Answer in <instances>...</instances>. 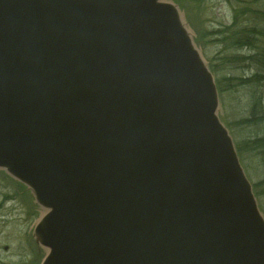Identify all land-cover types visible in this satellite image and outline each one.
Instances as JSON below:
<instances>
[{"label":"water","instance_id":"water-1","mask_svg":"<svg viewBox=\"0 0 264 264\" xmlns=\"http://www.w3.org/2000/svg\"><path fill=\"white\" fill-rule=\"evenodd\" d=\"M214 78L165 0H0V170L42 264H264Z\"/></svg>","mask_w":264,"mask_h":264},{"label":"rangeland","instance_id":"rangeland-1","mask_svg":"<svg viewBox=\"0 0 264 264\" xmlns=\"http://www.w3.org/2000/svg\"><path fill=\"white\" fill-rule=\"evenodd\" d=\"M179 3L184 21L193 33L206 62L211 67L221 93L220 117L228 126L235 142L264 134V119L258 126L239 127L251 116L252 95L264 94L261 85H240L258 72L247 63L229 62L227 57H242L264 53V35H255L256 49L237 50L223 42L219 32L230 27L235 17L240 27H264V0H169ZM262 13V17L258 14ZM239 15V16H238ZM264 74V72H260ZM223 84V85H222ZM234 86L231 90L229 88ZM227 91H225V90ZM258 96V94H257ZM264 116V103H263ZM243 167L252 184L264 179L263 168L251 155H246ZM264 214V195L258 198ZM43 211L34 206L25 190L0 170V264H41L45 251L38 249L32 237Z\"/></svg>","mask_w":264,"mask_h":264},{"label":"trees","instance_id":"trees-1","mask_svg":"<svg viewBox=\"0 0 264 264\" xmlns=\"http://www.w3.org/2000/svg\"><path fill=\"white\" fill-rule=\"evenodd\" d=\"M239 16V15H238ZM262 17V13L258 15ZM237 17L233 24L230 27L225 28V30L220 31L219 33L223 35V42L230 45L231 47L237 50H248L249 52L254 51L256 49L257 39L255 35L257 33L264 35V27L261 30H258L259 27H240L236 22ZM260 20V19H259ZM229 62L234 63H247L249 67H254L258 69V72L252 76V78L248 80L241 79L240 85H261L264 83V74L260 72H264V53L257 52L255 54L249 56L242 57H227ZM218 89L221 93L223 90L221 89L219 83H217ZM223 85V84H222ZM234 86L229 88L227 91L231 90ZM225 90V89H224ZM226 91V90H225ZM226 91V92H227ZM257 94L252 95V109L251 116L248 119H244L240 125H236L239 127H252L258 126V124L263 121L264 116L261 115L263 113V103H264V94L259 91H256ZM236 148L240 159L243 162L246 160V155H251L255 158L259 165L263 168L264 171V134L261 136H255L254 138L244 139L241 142H236ZM254 192L257 198H260L264 195V179L260 181L258 185L254 183L253 185Z\"/></svg>","mask_w":264,"mask_h":264}]
</instances>
